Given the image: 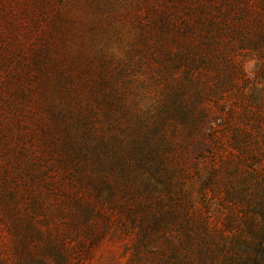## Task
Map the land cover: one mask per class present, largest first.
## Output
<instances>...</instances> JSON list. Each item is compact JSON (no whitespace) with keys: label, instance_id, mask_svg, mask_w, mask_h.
<instances>
[{"label":"rangeland","instance_id":"rangeland-1","mask_svg":"<svg viewBox=\"0 0 264 264\" xmlns=\"http://www.w3.org/2000/svg\"><path fill=\"white\" fill-rule=\"evenodd\" d=\"M101 72L123 99L114 117L86 85ZM70 95L101 158H128L131 176L158 186L173 215L146 247L116 203L142 217L149 198L132 190L127 199L118 177L114 201L99 202L108 226L73 264H264V231L247 232L264 223V0H0V264H18L14 206L28 215L39 197L57 210L67 200L57 189L74 188V166L57 167L42 142L50 107ZM167 98L190 111L188 122L163 120ZM154 123L160 155L140 167L123 135ZM53 222L66 229L69 215Z\"/></svg>","mask_w":264,"mask_h":264},{"label":"trees","instance_id":"trees-1","mask_svg":"<svg viewBox=\"0 0 264 264\" xmlns=\"http://www.w3.org/2000/svg\"><path fill=\"white\" fill-rule=\"evenodd\" d=\"M104 62L105 60H103ZM60 75L61 80H73L71 73L62 72ZM86 85L92 86L95 98L104 104L107 113L114 117L113 108L119 105V101H123L115 80L101 72L100 78H92L86 82ZM69 98H74V95L65 97L61 106L50 107L51 111L49 114L47 113L42 125V142L48 152L54 154L53 156L56 155L57 163L55 164L57 167L65 169L68 165L74 166L73 175L71 176L69 173V180H67L74 188L72 190L64 187L57 189L58 192L66 191L67 196L66 201L60 200L54 206L57 210L53 209L51 207L53 205L44 199L35 197L27 208L30 209L28 215L23 214L24 209L22 210V206L19 204L10 211L11 217L15 219L13 221L15 223L13 226L14 251L18 256V264H73L79 250L90 252L100 239L102 230L106 229L111 220L103 203H105L104 201L113 202L114 195L117 197L116 178L118 177H122L128 185L125 186L126 190L122 191V194L128 197L127 199L130 198L132 190L149 198V202L147 201L145 204L138 203V207L144 211L142 217H139L136 212L137 205L132 207L128 206L126 202L116 203L122 209L121 211H124L126 217L131 220L130 222L140 224L143 230L141 235L146 247L155 242L160 235L163 236L161 229L165 227L168 218L173 216L169 214L172 213L171 210L165 209L164 200L159 196L158 186L150 187L147 181L138 184L136 179L131 176L133 166L128 158H101V152L96 147L99 144L91 143V140H97L98 136L92 132L90 126H85L79 115L70 112L68 107L73 106V103L69 102ZM168 101L169 98L166 102ZM179 104L175 99H171L165 104L163 108L164 121H177L178 117L182 122L189 121L192 114L183 104L182 107H179ZM159 128L160 125L154 123L149 130H139L136 138V131L131 128L123 135V137H129L128 141L123 139L126 143L130 144L133 141V146L130 144L129 150L133 148L132 154H137L140 167L144 166L147 160H152L151 163L155 164L156 157L160 155L159 150L162 145L160 142L163 143V141L156 137ZM74 129L80 132L82 142L75 139L72 133ZM150 130L152 133L149 132ZM129 154L126 153L127 156ZM152 172L156 175L157 168H152ZM129 184L133 187H130ZM151 197H155L156 207L150 199ZM100 201L103 203L99 204ZM66 215H69V223L67 228L62 230V225L53 221L56 217ZM100 221L102 223H99ZM68 228L76 231L77 242L75 245L67 241ZM259 230L264 231V223L260 225L256 219L249 224L250 232L248 230L247 232L257 235ZM188 260H185L183 264H191V256L188 257Z\"/></svg>","mask_w":264,"mask_h":264}]
</instances>
